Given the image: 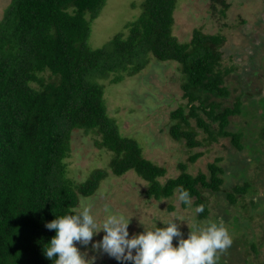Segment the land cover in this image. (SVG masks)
Returning <instances> with one entry per match:
<instances>
[{
  "label": "trees",
  "instance_id": "trees-1",
  "mask_svg": "<svg viewBox=\"0 0 264 264\" xmlns=\"http://www.w3.org/2000/svg\"><path fill=\"white\" fill-rule=\"evenodd\" d=\"M106 2L11 0L0 18V264H53L44 255V247L55 232L46 229L45 223L74 212L80 198L92 196L107 177L103 169L92 171L84 182L68 177L66 161L76 129L97 136L96 146L112 154L108 168L113 175L134 172L142 179L148 198L161 201L186 189L190 199L203 206L199 216L204 218L208 209L203 192L207 191L222 196L225 213L248 202L264 222V201L251 199L258 191L249 177L255 164L254 178L263 183L264 165L257 151L246 147L240 124L239 130H228L230 117L240 116L245 107L240 96L231 106L227 104L224 79L235 67H221L225 37L194 30L189 42L180 43L172 35L177 0H143L134 22L102 48L91 49V23ZM212 2L213 8L215 3L221 6L219 13L225 16L226 1ZM258 38L264 45V36L259 33ZM151 59L176 64L182 76L186 106L171 113L174 124L169 134L174 140L184 139L188 148L200 145L190 123L194 119L211 140L230 138L237 151L245 149L250 156L244 162L234 157L230 177L235 181L230 191L222 188L225 170L216 164L209 165V179L203 173L193 176L185 171V164H179L181 173L162 183L167 170L144 158L139 143L122 135L108 115L104 86L137 75ZM242 96L248 99L246 108L264 119L259 113L264 97L255 100L247 92ZM206 118L217 124L216 131ZM250 224L247 220L240 225L250 231ZM237 244L228 249L235 250ZM257 244L264 245V238L250 244L256 255Z\"/></svg>",
  "mask_w": 264,
  "mask_h": 264
},
{
  "label": "rangeland",
  "instance_id": "rangeland-1",
  "mask_svg": "<svg viewBox=\"0 0 264 264\" xmlns=\"http://www.w3.org/2000/svg\"><path fill=\"white\" fill-rule=\"evenodd\" d=\"M10 1L0 0V18ZM225 1L229 8L225 16H222L219 13L221 6L215 3L213 8L212 0H177L173 13L172 35L180 43L189 42L194 30L225 37L220 48L221 67H235L224 79L229 91L227 104L231 106L235 97L240 96L245 107L240 116L230 117L228 130L235 132L239 130L240 124L246 147L255 149L256 155L260 156L264 165V119H258L253 115L252 109L246 108L248 99L242 96L247 92L253 95L255 100L264 97V45L259 43L258 38L259 33L264 36V0ZM142 2L143 0H107L99 16L91 23L88 40L90 48H102L115 35L121 33L127 24L134 22L140 15ZM181 83L182 76L177 71L176 64L151 59L148 66L137 75L118 84L104 86L108 115L116 121L122 135L139 143L144 158L167 170L165 177L161 179L162 183L181 173L179 164H185L187 173L193 176L203 173L207 179L210 177L209 165L216 164L225 170L226 177L222 188L224 191H230V183L235 181L230 177V170L236 162L234 157L244 162L251 160L250 156L245 149L237 151L230 138L217 136L215 140H211L207 133L197 127L194 119H191L190 123L196 132L195 140L200 145L188 148L184 139L176 141L170 136L169 129L174 124L171 113L179 106H186L180 89ZM259 110L263 115L264 100ZM199 114L205 118L203 113ZM205 120L212 124L214 131L217 130L216 123L207 118ZM95 140H98L97 136L85 134L82 130L76 129L71 134L70 158L66 161L68 177L77 182H84L96 169L108 172L92 196L80 198L75 211L90 206L91 214L99 226L105 215L104 207L107 205L113 213L130 217L129 236L144 229L151 230L155 226L163 227L172 219L178 221L184 238L194 227H202L208 222L222 223L231 236L233 248L236 241L238 244L233 251L227 248L219 253L217 264L219 261L222 264L264 262V245H256L259 250L257 255L250 248L251 242L259 243L264 238L260 227L261 217L256 214L257 210L251 209L250 203L240 202L228 208L225 213L222 209V196L205 191L203 197L206 199L208 212L206 217L200 218V214L195 211L199 207L195 204V199L183 203L178 200L177 190L171 198L165 200L148 198L145 194L146 183L134 172H127L118 177L109 171L112 154L104 148H98ZM196 154L201 155L191 161L190 158ZM260 171H263L264 176V170ZM256 172L257 168L253 164L249 177L258 192L251 199L257 202L260 197L264 201V180L260 183L261 178H254ZM247 220L252 223L250 225L253 230L249 231L241 226L247 223ZM102 235L103 232L98 233L93 240L98 241ZM175 244L174 238L173 245ZM77 247L84 254V258L89 260L88 264H91L90 260L93 264H120L114 258L93 250L91 244H78Z\"/></svg>",
  "mask_w": 264,
  "mask_h": 264
},
{
  "label": "clouds",
  "instance_id": "clouds-1",
  "mask_svg": "<svg viewBox=\"0 0 264 264\" xmlns=\"http://www.w3.org/2000/svg\"><path fill=\"white\" fill-rule=\"evenodd\" d=\"M178 200L189 203V192L182 189ZM195 211H203V206ZM104 213L99 226L90 206L55 216L46 222L44 227L55 232L44 247L46 258L53 264H88L89 260L84 258L77 245L91 244L93 250L114 258L120 264H217L219 253L232 244L231 236L222 223L208 222L202 227H194L184 238L178 221L172 219L163 227L155 226L129 236L130 217L113 213L107 205ZM100 232H103L102 237L94 241L93 237Z\"/></svg>",
  "mask_w": 264,
  "mask_h": 264
}]
</instances>
